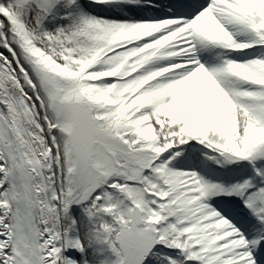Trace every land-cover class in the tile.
I'll use <instances>...</instances> for the list:
<instances>
[{
	"label": "snow or ice",
	"instance_id": "obj_1",
	"mask_svg": "<svg viewBox=\"0 0 264 264\" xmlns=\"http://www.w3.org/2000/svg\"><path fill=\"white\" fill-rule=\"evenodd\" d=\"M0 264H264V0H0Z\"/></svg>",
	"mask_w": 264,
	"mask_h": 264
}]
</instances>
